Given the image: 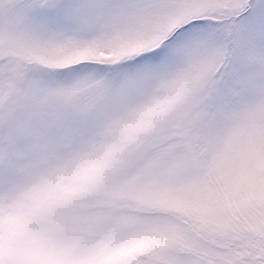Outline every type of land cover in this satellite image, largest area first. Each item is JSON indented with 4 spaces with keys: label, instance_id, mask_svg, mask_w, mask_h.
<instances>
[{
    "label": "snow or ice",
    "instance_id": "6c2138e0",
    "mask_svg": "<svg viewBox=\"0 0 264 264\" xmlns=\"http://www.w3.org/2000/svg\"><path fill=\"white\" fill-rule=\"evenodd\" d=\"M0 264H264V0H0Z\"/></svg>",
    "mask_w": 264,
    "mask_h": 264
}]
</instances>
